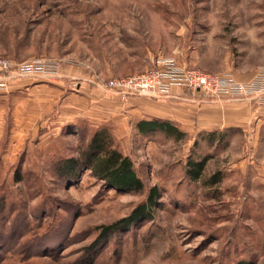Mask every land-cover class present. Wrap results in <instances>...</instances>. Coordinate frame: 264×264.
Returning a JSON list of instances; mask_svg holds the SVG:
<instances>
[{"label": "rangeland", "instance_id": "rangeland-1", "mask_svg": "<svg viewBox=\"0 0 264 264\" xmlns=\"http://www.w3.org/2000/svg\"><path fill=\"white\" fill-rule=\"evenodd\" d=\"M0 57L11 65L0 91V264H264L261 116L245 127L178 126V137L139 133L141 116L101 109L104 81L162 59L249 78L264 65V0H0ZM25 64L37 70L19 75ZM102 126L142 191L106 188L88 171L58 176L55 164L77 157ZM202 159L193 180L188 168ZM152 186L151 220L101 234Z\"/></svg>", "mask_w": 264, "mask_h": 264}, {"label": "trees", "instance_id": "trees-1", "mask_svg": "<svg viewBox=\"0 0 264 264\" xmlns=\"http://www.w3.org/2000/svg\"><path fill=\"white\" fill-rule=\"evenodd\" d=\"M139 133L159 132L181 137L182 133L176 126L165 120H142L137 123ZM215 134L214 132L210 135ZM79 149L77 157L62 158L55 164L58 176L68 181H77L82 173L88 171L90 176L101 182L106 188L119 192H140L143 190L142 181L135 171L134 164L128 155L113 144L109 129L105 126L95 129ZM205 164V159L191 163L188 168V176L199 179ZM216 173L211 179L212 185L220 180ZM158 206V190L155 186L148 189L146 198L142 203L137 204L130 213L109 225L97 227L101 234H110L119 226L128 228L131 224L153 218L154 209ZM88 257L90 256V252ZM237 264H251L250 262H240Z\"/></svg>", "mask_w": 264, "mask_h": 264}, {"label": "built area", "instance_id": "built-area-1", "mask_svg": "<svg viewBox=\"0 0 264 264\" xmlns=\"http://www.w3.org/2000/svg\"><path fill=\"white\" fill-rule=\"evenodd\" d=\"M57 68L52 64L51 67ZM11 70L7 59L0 57V91L6 88L4 75ZM33 65H19L18 74H31ZM102 86L121 97H170L173 89L199 93L209 98H227L248 101L256 105L264 103V65L259 66L249 78L236 79L230 73H211L194 67L178 65L173 59L157 61V66L135 75L112 77Z\"/></svg>", "mask_w": 264, "mask_h": 264}, {"label": "crops", "instance_id": "crops-1", "mask_svg": "<svg viewBox=\"0 0 264 264\" xmlns=\"http://www.w3.org/2000/svg\"><path fill=\"white\" fill-rule=\"evenodd\" d=\"M244 80V79H241ZM106 91V90H105ZM188 91V90H186ZM191 94L195 98H187V101L176 102L173 99H180L183 91L173 89L170 97L152 99L149 97H121L109 91L104 96L102 103L106 104L101 108L108 116L116 115L125 119L139 117L138 120H149L151 118H162L170 124L182 128H195L198 131L212 130L223 127H245L250 123L251 116L257 114L260 117L258 122L264 124V103L253 110L246 102H234L228 100L213 101V103L199 105V93ZM168 98V99H166ZM159 99H166L160 101ZM101 111V110H100ZM180 130V129H179Z\"/></svg>", "mask_w": 264, "mask_h": 264}]
</instances>
